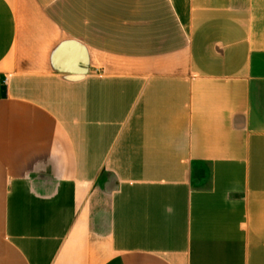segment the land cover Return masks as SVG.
I'll return each instance as SVG.
<instances>
[{
	"label": "crops",
	"instance_id": "0c3cea01",
	"mask_svg": "<svg viewBox=\"0 0 264 264\" xmlns=\"http://www.w3.org/2000/svg\"><path fill=\"white\" fill-rule=\"evenodd\" d=\"M0 264H264V0H0Z\"/></svg>",
	"mask_w": 264,
	"mask_h": 264
}]
</instances>
